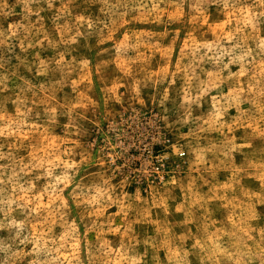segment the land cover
I'll return each mask as SVG.
<instances>
[{
    "label": "rangeland",
    "instance_id": "374dc122",
    "mask_svg": "<svg viewBox=\"0 0 264 264\" xmlns=\"http://www.w3.org/2000/svg\"><path fill=\"white\" fill-rule=\"evenodd\" d=\"M0 264H264V0H0Z\"/></svg>",
    "mask_w": 264,
    "mask_h": 264
},
{
    "label": "clouds",
    "instance_id": "9594fccd",
    "mask_svg": "<svg viewBox=\"0 0 264 264\" xmlns=\"http://www.w3.org/2000/svg\"><path fill=\"white\" fill-rule=\"evenodd\" d=\"M226 32H227V30L225 29V34H226ZM223 38H224L223 36L220 37V39H223ZM47 155L48 154L46 153L45 156L38 157L39 163L36 164V165H33V167H41V166H43L46 163V164L49 165V167L47 169L48 174L52 175L53 174V169L55 167L59 166L57 161H59V163H61V164L65 163V162L64 161H60L59 157L55 156V154H52V157L50 159L47 158ZM69 166H71V165H69ZM65 179H67L66 176H59V177L56 178V182L59 183L60 181L65 180ZM51 187H52L53 190H55L56 183H53L51 185ZM49 195H51V194L49 193ZM105 197H106V193L97 192V194L94 195L89 202L90 203H95V204H100L105 199ZM58 199H60V197L51 196V199L49 200L48 205H46V207H51L55 203V201L58 200ZM107 199H111V197L108 196ZM37 207H39V205H37ZM56 210L58 211L59 209H56Z\"/></svg>",
    "mask_w": 264,
    "mask_h": 264
}]
</instances>
